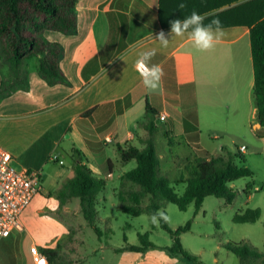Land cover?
I'll return each mask as SVG.
<instances>
[{"label": "crops", "instance_id": "crops-1", "mask_svg": "<svg viewBox=\"0 0 264 264\" xmlns=\"http://www.w3.org/2000/svg\"><path fill=\"white\" fill-rule=\"evenodd\" d=\"M214 1L176 4L181 16L196 11L207 17L205 24L220 20L224 35L206 52L196 50L187 33L169 37L167 47L155 39L170 28L160 21V0H79L75 35L45 33L48 41L63 46L61 68L71 85L50 86L39 76L35 57L34 67L23 69L28 89L0 102V146L13 156L16 169L41 175L39 193L21 215L23 229L0 238V264H34V245L42 252H58L63 237L71 234L72 221L66 217L74 216L67 215L72 206L61 205L57 190L74 178L77 163L105 181L113 176L114 159L121 176L126 173L117 148L145 147L150 110L157 113L156 146L158 140L179 136L206 158L224 153L209 152L202 145L204 136L218 140L220 135L252 132L264 137L250 39V26L264 11V0H227L209 9ZM151 49L156 55L149 67L159 65L164 73L156 90L143 85L136 68L139 55ZM2 79L0 70V86ZM87 112L91 114L84 116ZM161 114L167 115L165 120ZM53 154L58 161L51 160ZM67 158L71 163L66 167Z\"/></svg>", "mask_w": 264, "mask_h": 264}, {"label": "trees", "instance_id": "trees-1", "mask_svg": "<svg viewBox=\"0 0 264 264\" xmlns=\"http://www.w3.org/2000/svg\"><path fill=\"white\" fill-rule=\"evenodd\" d=\"M79 0H0V48L2 62L0 70L3 79L0 86V102L18 90L28 89V77L23 70L28 58L38 57L37 72L50 86L57 84L70 86L71 82L61 68V61L65 51L57 42L47 40V31L60 32L65 35H75L78 31L77 3ZM179 0H160L159 18L164 27H170L172 19H183L179 8ZM216 1V2H215ZM209 9L223 5L227 0H215ZM255 4L251 6L254 8ZM187 16V14H186ZM250 26L251 52L254 65V96L258 111V120L264 127V11ZM8 67L10 73L3 69ZM87 112L84 116H89ZM156 111L150 110L147 115L145 129L148 138L145 147L139 149L132 144L118 147L122 163L136 161V167L121 176V186L118 191L120 208L134 217L142 214L151 216L152 213L163 209L166 203L175 204L181 211L188 210L193 204L198 212L206 197L214 196L232 203L236 192L229 183L243 177L252 176L246 166H237L236 158H242L241 152L229 151L226 155L206 158L198 156L193 147L182 137H166L170 147H179L186 152L188 162L184 165L186 179L182 195L176 192L170 179L160 169V156L157 152L154 134L157 126L154 118ZM111 165V164H110ZM75 176L64 183L56 192V196L65 204L73 198L79 199L82 214L88 224L96 231L97 212L96 201L98 195L106 187V181L94 174L82 163L75 165ZM180 183V182H178ZM177 183V184H178ZM131 184L132 187H127ZM138 187L137 189H135ZM148 198V204L144 201ZM163 229L169 231L174 239V246L170 249L173 254H181L187 259L190 256L181 244L179 235L189 229L190 222L175 232L164 221L160 222ZM100 234V232H99ZM148 247V234L140 237ZM145 247V248H146ZM143 248L142 250H144ZM129 250L139 248L130 246ZM240 264H264V252L246 243H233L229 247ZM49 264H60L58 252L54 249L44 250ZM200 264V263H199Z\"/></svg>", "mask_w": 264, "mask_h": 264}, {"label": "rangeland", "instance_id": "rangeland-1", "mask_svg": "<svg viewBox=\"0 0 264 264\" xmlns=\"http://www.w3.org/2000/svg\"><path fill=\"white\" fill-rule=\"evenodd\" d=\"M1 59L0 48V65ZM25 62L26 67L23 69L30 70L36 58H28ZM3 71L6 75L10 73L8 67ZM163 125L159 122L160 127ZM202 141L209 152L223 151L224 155L229 151L237 153L244 144L247 150L240 153L242 158H236L235 164L249 168L252 176L229 183L236 192L232 203L208 196L198 212L193 204L186 211H181L173 203L165 204L163 210L170 217L167 224L172 232L190 222L189 229L181 232L179 238L187 253L196 259L173 254L170 251L174 246L171 233L160 224L152 225L149 215L134 217L122 211L118 198L122 173L114 159L113 176L106 180V187L98 195L95 205L96 227L100 234L85 220L79 199L69 200L67 204L73 210L67 215L74 217H65L72 221L69 227L71 234L63 237L56 261L60 264H240L239 258L229 250L233 243H246L264 252V137L256 138L251 132L248 136L241 133L220 135L218 140L204 136ZM157 152L161 158V171L170 179L176 192L182 195L186 186L181 183L186 179L184 165L189 159L186 152L179 147H170L166 141L161 140L157 141ZM66 160L67 167L70 159ZM135 167L136 161H130L124 165V171L128 172ZM127 185L132 187L131 184ZM147 204L148 198L144 201V205ZM57 214L62 217L65 215L61 211ZM145 234H148V242L151 243L148 247L140 238ZM130 246L139 250H129Z\"/></svg>", "mask_w": 264, "mask_h": 264}, {"label": "built area", "instance_id": "built-area-1", "mask_svg": "<svg viewBox=\"0 0 264 264\" xmlns=\"http://www.w3.org/2000/svg\"><path fill=\"white\" fill-rule=\"evenodd\" d=\"M166 117V114L160 115L161 120ZM246 149L243 145L239 151L244 152ZM51 160L58 161V157L53 154ZM13 161V156L0 146V238L9 237L23 229L21 215L41 187L39 172L17 170ZM30 252L34 264H49L47 256L37 246H32Z\"/></svg>", "mask_w": 264, "mask_h": 264}, {"label": "clouds", "instance_id": "clouds-1", "mask_svg": "<svg viewBox=\"0 0 264 264\" xmlns=\"http://www.w3.org/2000/svg\"><path fill=\"white\" fill-rule=\"evenodd\" d=\"M180 8L185 5L181 3ZM207 17L193 11L189 16L183 19H172L169 21V31L164 30L156 34L155 39L160 42L163 47H167L170 40L175 37H182L186 33L189 35L193 47L201 52L212 50L224 35L223 27L219 19H213L205 24ZM171 37V39H169ZM156 55V49L142 52L136 60V68L140 73L143 85L150 89L156 90L162 81L164 75L163 69L159 65L149 67V61ZM150 223L159 226L161 221L170 222V217L166 211L159 209L152 213L149 217Z\"/></svg>", "mask_w": 264, "mask_h": 264}]
</instances>
